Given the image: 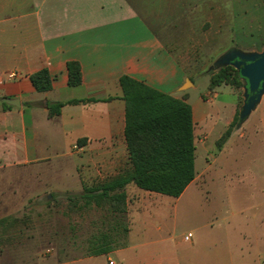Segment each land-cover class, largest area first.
Here are the masks:
<instances>
[{
  "label": "rangeland",
  "instance_id": "1",
  "mask_svg": "<svg viewBox=\"0 0 264 264\" xmlns=\"http://www.w3.org/2000/svg\"><path fill=\"white\" fill-rule=\"evenodd\" d=\"M231 4L245 9L246 20L235 30L234 43L214 44L215 55L229 47L263 48L264 0ZM235 14L238 20L240 13ZM198 55L192 51L181 59L186 66L197 62L188 68L200 71L191 76L189 101L207 110L195 117L197 175L181 199H162L128 185L123 218L85 205L79 198L84 190L99 187L114 173L84 182L80 154L71 148L74 136L51 123L50 160L1 174L0 218L13 225L0 233V264L71 262L106 244L124 250L98 255L95 264H264V105L230 128L244 102L243 88L223 85L209 92L215 58ZM229 128L230 137L220 143ZM119 160L128 169L124 157Z\"/></svg>",
  "mask_w": 264,
  "mask_h": 264
},
{
  "label": "crops",
  "instance_id": "2",
  "mask_svg": "<svg viewBox=\"0 0 264 264\" xmlns=\"http://www.w3.org/2000/svg\"><path fill=\"white\" fill-rule=\"evenodd\" d=\"M246 14L241 6L233 8L231 0H0V181L6 170L50 160L51 123L74 136L71 148L80 154L84 182L103 172L118 175L124 169L122 157L129 168L119 79L127 76L174 98L185 97L191 106L188 91L193 85L186 91L181 87L200 71L191 73L188 68L198 64H183L184 54L194 51L215 61L232 48L264 49L229 47L215 55L216 42L234 43ZM68 62L80 66L77 87L68 86ZM43 68L52 79L51 89L37 93L29 77ZM11 73L19 77L9 79ZM2 99L17 100L20 106H5ZM73 100L91 101L68 104ZM56 102L65 105L58 116L49 117L47 106ZM263 105L264 95L256 110ZM191 109L193 121L198 112H207L202 104ZM40 134H45L41 142ZM80 139L87 140L84 147L76 145ZM97 258L57 264H95Z\"/></svg>",
  "mask_w": 264,
  "mask_h": 264
},
{
  "label": "trees",
  "instance_id": "3",
  "mask_svg": "<svg viewBox=\"0 0 264 264\" xmlns=\"http://www.w3.org/2000/svg\"><path fill=\"white\" fill-rule=\"evenodd\" d=\"M67 72L68 86H79L82 82L79 64L68 62ZM208 73L209 91L223 85L236 89L245 85L239 71L231 66L209 69ZM29 81L37 93L51 89L52 79L45 68L31 75ZM119 85L125 102L124 139L130 167L99 187L85 189L79 196L85 205L93 203L96 208L105 210L116 219L123 218L126 212L125 188L128 185H134L144 192L178 199L197 175L194 164L195 123L186 98H174L127 76L119 79ZM88 101L91 100H73L68 104ZM64 105L60 102L48 104V116H58ZM239 122L237 113L230 128ZM230 128L221 137L220 143L230 137ZM86 141L78 140L77 146L84 147ZM12 225L8 218H0V233L7 232ZM111 251L107 244L97 246L90 256Z\"/></svg>",
  "mask_w": 264,
  "mask_h": 264
},
{
  "label": "water",
  "instance_id": "4",
  "mask_svg": "<svg viewBox=\"0 0 264 264\" xmlns=\"http://www.w3.org/2000/svg\"><path fill=\"white\" fill-rule=\"evenodd\" d=\"M225 66H231L239 71L245 83L244 102L239 112V120L242 122L256 110L264 95V49L262 52H244L232 48L219 56L211 68L214 70ZM190 86H192L191 80L187 78L181 91L189 89ZM2 102L12 107L20 106L17 100L2 99ZM50 197L49 195L48 198Z\"/></svg>",
  "mask_w": 264,
  "mask_h": 264
},
{
  "label": "built area",
  "instance_id": "5",
  "mask_svg": "<svg viewBox=\"0 0 264 264\" xmlns=\"http://www.w3.org/2000/svg\"><path fill=\"white\" fill-rule=\"evenodd\" d=\"M18 77L19 76L16 73H11V74L8 75L9 79H15V78H18ZM190 238H191V234H188L187 236L184 237V240L185 241H189ZM110 264H112V262H110Z\"/></svg>",
  "mask_w": 264,
  "mask_h": 264
}]
</instances>
